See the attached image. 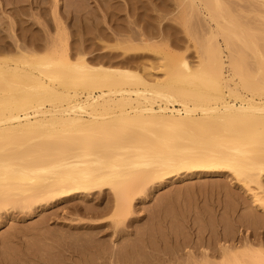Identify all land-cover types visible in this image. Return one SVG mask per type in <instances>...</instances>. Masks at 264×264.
Wrapping results in <instances>:
<instances>
[{"label":"bare ground","instance_id":"6f19581e","mask_svg":"<svg viewBox=\"0 0 264 264\" xmlns=\"http://www.w3.org/2000/svg\"><path fill=\"white\" fill-rule=\"evenodd\" d=\"M6 3L20 16L34 2ZM36 3L23 41L13 28L11 42L0 38V218L106 194L102 208L117 229L151 184L225 174L264 213V28L248 21L251 11L228 0H174L203 23L193 63L190 38L162 24L157 8L146 25L142 0L118 3L132 19L115 29L92 21L88 0L81 9L66 0L64 10L60 0ZM111 4L104 17L117 23L122 10ZM61 13L78 16L77 39ZM218 264H264V249L224 250Z\"/></svg>","mask_w":264,"mask_h":264},{"label":"rangeland","instance_id":"374dc122","mask_svg":"<svg viewBox=\"0 0 264 264\" xmlns=\"http://www.w3.org/2000/svg\"><path fill=\"white\" fill-rule=\"evenodd\" d=\"M6 1L0 0V38L5 37V40L11 42L10 30L13 28L23 41L20 32L34 22L30 16L33 14L34 18L39 13L36 3L39 0H29L34 2L33 6L25 10L27 14L20 16L16 15L13 5ZM65 1L60 0L61 10H64L65 6H62ZM117 1L126 2V7L131 2L88 0L87 10L98 15L92 21L99 24L106 20L113 29L118 25L127 26L132 19L131 10L128 13L123 4ZM142 1L145 3L146 25H154V20H146L148 15L153 18L159 13L164 15L162 24L173 25L179 39L188 42L190 38L187 44L191 49L187 55L195 63L192 45L201 41L203 36V23L199 17L176 8L174 0ZM228 1L251 11L248 21L258 29L264 28V19L252 13V9H257L264 15V8L259 7L255 1ZM67 3H73L80 9L84 6V0H67ZM107 3H113L112 7L122 10L117 23H113L111 16L104 17ZM154 8L159 13L154 12ZM61 17L67 21L66 26L72 31V38L77 39L75 20L78 16L74 20H66L61 13ZM45 18L41 17V22L46 26L45 31L53 35L54 25L48 16ZM140 23L143 25L144 22ZM35 26L42 30L40 25ZM93 41L89 44L91 47L97 43V39ZM105 42L113 44L107 38ZM155 185L151 184L145 189V201H135L133 213L117 229L112 227L109 219L110 209L102 208L108 203L106 194L101 201L100 196L92 199L78 197L73 201L34 207L31 210H10L7 216L2 213L0 264H201L204 261L218 264L224 250L244 249L246 246L264 249V213L255 207L250 194L230 175H197ZM85 205H89L88 209L83 208ZM250 207L253 208L252 213ZM258 212L263 216L257 215ZM96 224L104 226L95 227Z\"/></svg>","mask_w":264,"mask_h":264}]
</instances>
